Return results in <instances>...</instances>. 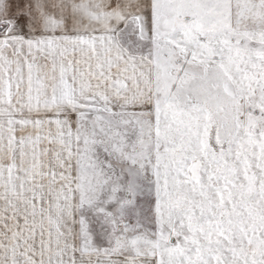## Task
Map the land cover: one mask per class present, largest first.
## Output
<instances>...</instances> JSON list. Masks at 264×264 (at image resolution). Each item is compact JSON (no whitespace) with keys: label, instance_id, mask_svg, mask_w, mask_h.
<instances>
[{"label":"snow or ice","instance_id":"6c2138e0","mask_svg":"<svg viewBox=\"0 0 264 264\" xmlns=\"http://www.w3.org/2000/svg\"><path fill=\"white\" fill-rule=\"evenodd\" d=\"M0 264H264V0H0Z\"/></svg>","mask_w":264,"mask_h":264}]
</instances>
